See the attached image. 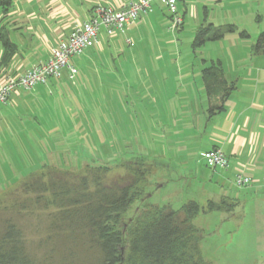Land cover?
Instances as JSON below:
<instances>
[{"label":"rangeland","instance_id":"rangeland-1","mask_svg":"<svg viewBox=\"0 0 264 264\" xmlns=\"http://www.w3.org/2000/svg\"><path fill=\"white\" fill-rule=\"evenodd\" d=\"M183 2L176 6L181 18L177 30L170 28L165 7L154 4L148 17L155 19L143 16L146 22L138 31L125 33L123 41L130 39L133 46L120 42L114 65L99 72L106 79L97 78L93 68L84 70L83 83L68 96L63 88L38 85L17 99L16 111L1 117L0 220L16 224V213H11L16 184L43 165L74 171L102 166L116 175L121 166L142 158L152 166L146 185L150 190L133 201L126 219L143 203L178 210L194 201L205 209L208 201L218 203L224 195L240 206L232 212L200 211L192 220L201 231L202 258L209 264H264V199L236 187L230 177L219 185L223 171L207 167L193 150V136L175 135L177 116L189 118L188 91L201 86V63L223 61L227 66L231 54L249 53L264 31V0ZM201 23L232 25L235 31L206 42L193 54L192 41ZM182 137L186 151L180 149ZM210 176L218 177L211 186ZM17 222L34 234L30 226L36 227V221L26 217Z\"/></svg>","mask_w":264,"mask_h":264},{"label":"trees","instance_id":"trees-1","mask_svg":"<svg viewBox=\"0 0 264 264\" xmlns=\"http://www.w3.org/2000/svg\"><path fill=\"white\" fill-rule=\"evenodd\" d=\"M13 1L0 0V19L11 11ZM234 31L232 25L201 24L192 41L193 53ZM0 47V65H7L16 48L2 28ZM252 53L264 55V31ZM201 77L208 115L222 112L234 85L225 80L219 62L205 66ZM121 167L113 175L102 166L74 171L43 165L18 182L12 193L16 209L11 208L16 224L9 218L0 220V264H209L200 253L201 231L192 220L200 211L232 212L236 202L211 200L202 209L188 201L178 210L143 203L126 219L133 201L142 200L149 189L152 166L135 158ZM26 217L37 222L36 227L30 226L34 234H27L17 222Z\"/></svg>","mask_w":264,"mask_h":264},{"label":"crops","instance_id":"crops-1","mask_svg":"<svg viewBox=\"0 0 264 264\" xmlns=\"http://www.w3.org/2000/svg\"><path fill=\"white\" fill-rule=\"evenodd\" d=\"M136 1L14 0L11 11L0 19V28L7 32L16 48L10 62L7 65H0V84L8 76L21 75L33 66L45 62L50 50L55 48L60 40L67 38L77 25L90 19L91 11L95 6L119 10ZM180 1L184 3L183 0ZM157 3L154 2L151 5V12L141 15L135 24L127 27L123 32L118 31L112 36H107L105 31L101 30L97 43L85 49L82 54L71 61L72 66L77 70L73 79H69L67 71L64 70L61 78L49 79L42 86H48L49 83L54 89L63 88L68 96L73 87L83 83L84 70L93 68L97 78L106 79L107 76L99 72L109 71L107 67L114 65L113 56L121 50L119 49L120 42L127 45L126 40L131 41L130 39L123 41L125 33L138 31L146 22L142 19L143 16H146L148 21L153 18L148 15L153 12V5ZM1 54L0 47V56ZM230 57L231 61L227 66L223 61H218L223 69L225 80L234 85L233 91L224 101V110L211 116L207 113L208 98L201 71L213 61L203 60L200 68L201 86L199 84L196 91H188L189 98L185 106H187L189 118L183 114L177 116L175 135L177 137L181 134L193 136V147L196 146L193 150H196L202 158L205 152L214 148L220 149L225 155L228 168L222 170L223 175L218 182L215 181L218 177L214 180L213 176H210L207 180L210 186L216 182L220 185L221 181L225 180L229 182V177L233 180L235 176L242 175L250 180V185L243 189L262 200L264 199V55H254L251 47V51L247 54L235 55L233 53ZM96 71L99 75H96ZM81 73H83L82 78H80ZM28 92L12 94L9 100L0 106V119L9 112L16 111L17 99ZM102 99L105 102L108 101L106 96ZM75 121L80 129L81 123L79 125L78 119ZM161 124L158 122L156 125ZM184 140V137L180 140L182 151H186ZM221 198L227 197L220 195ZM235 202L236 207L240 206V201Z\"/></svg>","mask_w":264,"mask_h":264},{"label":"built area","instance_id":"built-area-1","mask_svg":"<svg viewBox=\"0 0 264 264\" xmlns=\"http://www.w3.org/2000/svg\"><path fill=\"white\" fill-rule=\"evenodd\" d=\"M180 0H137L119 10L95 6L91 11V17L81 25H77L73 32L65 39L60 40L55 48L50 50L48 59L33 66L21 75H11L0 84V106L5 104L12 94L28 92L36 85H43L49 79H59L63 71H67L69 79H73L77 70L71 64V59L97 43L101 30L107 36L115 32H123L127 27L135 24L141 15L151 12L154 2L162 4L171 18V29L175 30L181 25V18L177 14V3ZM126 44L132 46V42L126 40ZM203 159L212 170H226L228 161L220 149L214 148L203 154ZM234 184L238 188H244L250 184V180L242 175L234 178Z\"/></svg>","mask_w":264,"mask_h":264}]
</instances>
